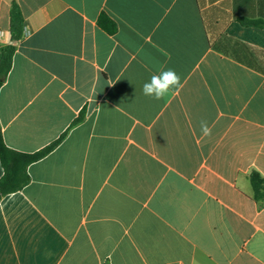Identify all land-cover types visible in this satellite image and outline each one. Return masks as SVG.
<instances>
[{
    "label": "crops",
    "instance_id": "0c3cea01",
    "mask_svg": "<svg viewBox=\"0 0 264 264\" xmlns=\"http://www.w3.org/2000/svg\"><path fill=\"white\" fill-rule=\"evenodd\" d=\"M13 4L3 142L66 135L1 198L0 264H264V0H0V51ZM167 69L183 86L146 97Z\"/></svg>",
    "mask_w": 264,
    "mask_h": 264
},
{
    "label": "trees",
    "instance_id": "16d2710c",
    "mask_svg": "<svg viewBox=\"0 0 264 264\" xmlns=\"http://www.w3.org/2000/svg\"><path fill=\"white\" fill-rule=\"evenodd\" d=\"M23 16L16 4H13L10 10L9 33L11 44L5 46L0 51V88L5 82L7 75L11 70L12 58L15 53V46L12 44L23 38ZM248 26H261L260 23L243 22ZM99 27L109 35L115 34L116 24L105 14L101 13L98 19ZM83 119L82 112L71 124L75 126ZM66 133H63L57 140L45 148L34 153H20L9 149L3 142L0 131V163L3 168V177L0 179V200L9 193L17 192L25 187L29 182L27 167L35 163L49 153H51L63 140ZM249 182L253 190V199L256 201L264 200V177L258 172H251Z\"/></svg>",
    "mask_w": 264,
    "mask_h": 264
},
{
    "label": "clouds",
    "instance_id": "9594fccd",
    "mask_svg": "<svg viewBox=\"0 0 264 264\" xmlns=\"http://www.w3.org/2000/svg\"><path fill=\"white\" fill-rule=\"evenodd\" d=\"M182 86L180 75L174 69H167L159 74H153L150 80L143 84L142 92L146 97L161 100L169 92ZM201 132L204 136L211 135V128L205 121H201Z\"/></svg>",
    "mask_w": 264,
    "mask_h": 264
}]
</instances>
